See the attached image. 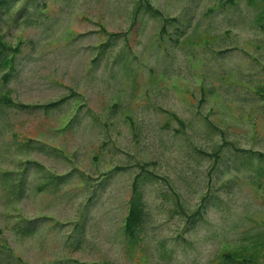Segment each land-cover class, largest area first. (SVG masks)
Segmentation results:
<instances>
[{
    "label": "rangeland",
    "instance_id": "obj_1",
    "mask_svg": "<svg viewBox=\"0 0 264 264\" xmlns=\"http://www.w3.org/2000/svg\"><path fill=\"white\" fill-rule=\"evenodd\" d=\"M2 9L0 264H264V0Z\"/></svg>",
    "mask_w": 264,
    "mask_h": 264
},
{
    "label": "trees",
    "instance_id": "obj_2",
    "mask_svg": "<svg viewBox=\"0 0 264 264\" xmlns=\"http://www.w3.org/2000/svg\"><path fill=\"white\" fill-rule=\"evenodd\" d=\"M6 3V0H0V9H2V5ZM150 9V8H149ZM1 14V12H0ZM1 35H0V58H1V62H4V64H8L12 61L13 56L11 57H7V55L4 54L5 50H11L12 48L8 47L1 39ZM11 67V66H10ZM8 74V72H7ZM7 76V75H6ZM1 102H5L6 104L9 105H13V106H18V107H24L25 105L23 104H19V103H15L13 102V100H9L4 98H0ZM238 151L241 152H245V153H249L252 155H256L259 158H264V152L261 151H255V150H243V149H238ZM216 159H218V157L216 156ZM139 181V176L136 175V177L134 178L131 186H132V193H131V197L129 199V203H128V213L125 217V225H124V229L126 234H128L131 238H133L137 232V230L139 229L144 216H145V211H144V201H143V196H142V191L140 190V186L138 184ZM224 259H230L232 260L233 258L230 256V253H224L223 254Z\"/></svg>",
    "mask_w": 264,
    "mask_h": 264
}]
</instances>
